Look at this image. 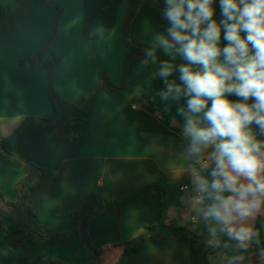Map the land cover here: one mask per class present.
Returning a JSON list of instances; mask_svg holds the SVG:
<instances>
[{
  "label": "crops",
  "instance_id": "crops-1",
  "mask_svg": "<svg viewBox=\"0 0 264 264\" xmlns=\"http://www.w3.org/2000/svg\"><path fill=\"white\" fill-rule=\"evenodd\" d=\"M51 1L62 13L44 59H60L53 81L57 95L66 102H78L84 91L98 85L100 71L120 86L127 54L119 33L127 9L123 0ZM214 7L219 20L218 0ZM57 13L55 6L38 0H0V136L8 139L10 153L47 170L44 181L27 194L35 216L26 218L47 239L41 244L26 241L8 256L9 237L0 232V264H26L36 256H44L49 264H94L93 256L70 233L67 216L94 195L102 207L89 221L88 231L92 247L101 252L98 264H225L222 254L235 255L223 247L227 237L213 240L207 234V238L181 241L169 231L162 240L122 257L119 245L157 224L160 209L167 215L166 223L192 231L204 224L186 202L190 187L181 190L190 186L188 163L182 158L183 121L177 116L176 103L160 99L164 85L154 77V65L145 67L142 60H132L126 72L128 90L93 92L80 108L60 109L55 122L32 120L14 134L28 117L53 115L48 70L23 68L19 61L46 44ZM166 27L163 10L142 6L130 26V43H154ZM156 55L158 61L170 59L159 45ZM27 173L25 165L0 151V192L8 201L16 200L14 185ZM0 223L18 235L17 227L4 220ZM254 227L260 230V242L244 253L242 264H264L259 256L264 249V215L256 218ZM208 240L221 252L210 253Z\"/></svg>",
  "mask_w": 264,
  "mask_h": 264
},
{
  "label": "clouds",
  "instance_id": "clouds-1",
  "mask_svg": "<svg viewBox=\"0 0 264 264\" xmlns=\"http://www.w3.org/2000/svg\"><path fill=\"white\" fill-rule=\"evenodd\" d=\"M163 2L167 27L141 63L155 66L160 99L178 105L189 209L210 238L227 237L225 264H242L264 215V0H218L219 20L216 0ZM157 44L170 59L157 60Z\"/></svg>",
  "mask_w": 264,
  "mask_h": 264
},
{
  "label": "trees",
  "instance_id": "trees-1",
  "mask_svg": "<svg viewBox=\"0 0 264 264\" xmlns=\"http://www.w3.org/2000/svg\"><path fill=\"white\" fill-rule=\"evenodd\" d=\"M41 4L50 7L55 6L58 9V13L54 20L52 32L49 35L46 44L38 51L30 54H26L20 58L19 64L23 68L32 66H42L48 70L49 73V90L48 96L50 104L53 109V115L49 119L28 117L24 122L15 130L14 134H17L21 129L30 121L38 120L41 123L48 124L53 123L58 117L60 109L65 110H76L80 108L86 101L87 97L93 92H101L107 89L113 91L128 90L129 86L126 83V72L128 64L132 60H143L144 59V49L147 47L154 46L151 44H140L132 45L130 43L129 34L130 26L132 20L136 16L140 7L145 6L152 9H164L163 0H123L126 4L127 9L122 18L119 33L124 45L127 48V54L125 57V69L123 75V81L120 86H115L107 73L100 71L98 74V85L93 89H88L84 91L81 99L76 103H69L63 100L53 88L54 81V71L55 67L58 66L60 59L57 56H53V60L44 59V54L46 49L54 41L58 32V20L62 13V8L57 4L53 3L51 0H38ZM217 1V0H216ZM158 44L156 45V47ZM13 134V135H14ZM8 139L4 140L0 136V151L6 155L9 159L21 163L28 168V173L26 176L18 180L14 185V191L16 193V200L14 202L8 201L4 194L0 192V220L7 221L18 228V235H13L0 223V232L8 235L9 244L6 249L5 254L10 256L17 252V250L26 242H31L34 244H41L47 237L38 233L32 229L26 222V218L34 217V213L31 211L27 204V194L36 185L42 183L47 173L46 169L40 168L31 164L16 155L10 153L6 148V142ZM102 207V202H100L96 195L92 196L84 204H82L77 209L68 213V218L70 219V233L77 236L81 245L93 256L94 264H98L101 252L92 247L91 239L88 231V223L94 217L96 211ZM160 220L157 224L152 226H147L144 228V233L125 243L119 245L122 248V257L126 258L131 254L145 249L149 244L158 242L162 240L165 231H169L171 235L181 241L198 240L201 238H207L206 226L205 224L197 225L194 231L186 229L182 226H178L175 222H168L167 215L163 210H159ZM210 247V253H220V248L212 240H208L206 243ZM52 262H47L44 256H36L26 264H49Z\"/></svg>",
  "mask_w": 264,
  "mask_h": 264
},
{
  "label": "built area",
  "instance_id": "built-area-1",
  "mask_svg": "<svg viewBox=\"0 0 264 264\" xmlns=\"http://www.w3.org/2000/svg\"><path fill=\"white\" fill-rule=\"evenodd\" d=\"M181 190L182 191H186L187 189H185V190H183V187L181 188ZM192 223H194L195 222V220L194 219H192V221H191Z\"/></svg>",
  "mask_w": 264,
  "mask_h": 264
}]
</instances>
